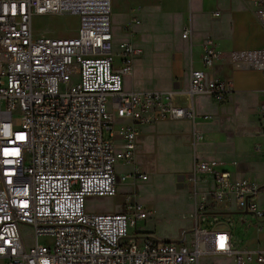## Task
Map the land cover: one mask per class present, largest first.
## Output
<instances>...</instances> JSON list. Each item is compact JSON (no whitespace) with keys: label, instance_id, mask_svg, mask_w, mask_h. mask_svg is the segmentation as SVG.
I'll return each instance as SVG.
<instances>
[{"label":"built area","instance_id":"obj_1","mask_svg":"<svg viewBox=\"0 0 264 264\" xmlns=\"http://www.w3.org/2000/svg\"><path fill=\"white\" fill-rule=\"evenodd\" d=\"M256 4L264 27V0ZM42 16L77 17L78 32L38 35L33 21ZM129 29L116 62L111 0H0V264H201L212 256L264 264V251L238 248L230 230L209 222L235 207L261 226L264 186L215 164L196 159L183 181L193 199L190 244L159 241L150 233L131 240L129 227L153 213L132 193L123 212L86 211L88 198L117 196V160L132 167L124 181L148 180L134 167L141 127L191 121L200 143L195 98L223 104L231 93L228 82L212 76L223 55L211 39L202 43V67L191 69L187 89L125 91L124 78L133 76L143 53ZM190 35L185 28L182 38ZM228 61L264 74V48L233 51ZM259 112L264 130V102ZM23 225L32 231L30 244L21 235ZM43 237L49 245L39 242Z\"/></svg>","mask_w":264,"mask_h":264},{"label":"rangeland","instance_id":"obj_2","mask_svg":"<svg viewBox=\"0 0 264 264\" xmlns=\"http://www.w3.org/2000/svg\"><path fill=\"white\" fill-rule=\"evenodd\" d=\"M191 2L192 0H111L116 62L117 44L127 39L131 26L136 35L134 46L143 52L134 63V76L124 78L125 91L138 89L130 86L138 83L143 88L138 90L141 92H169V85L183 77L180 51L181 43L187 41L182 38L186 26L180 27V24L186 5L190 9ZM134 20L139 24L132 25ZM33 27L38 35L72 37L78 32L79 19L74 16L35 17ZM77 82L78 76H74L71 84L75 85ZM205 98L206 96L199 97V102L206 107L208 103ZM257 111L252 108L245 112L238 104L230 109L226 103L210 101L209 108L197 112L196 128L204 135L200 143L193 139L191 121L169 120L150 124L148 128L141 130L134 161V167L147 176L148 180L134 182V185L132 180L124 181L122 178L132 171V167L117 160V196L88 198L86 211L91 214L123 212L122 204L126 195L132 193L135 194V200L153 213L146 222L139 221L136 227H129L131 240H136L142 233H150L159 241L190 244L194 231L193 199L190 189L183 185V181L196 159L227 169L234 164L238 177L253 179L258 185L264 184L263 153H257V146L264 143V130L260 124V112ZM121 124L123 123H117L116 126ZM203 125L209 126L202 128ZM207 127H217L224 136L212 147L209 146L212 135ZM105 138L109 139L108 132H105ZM115 142L120 143L119 132L115 134ZM229 209L231 214L220 213L209 222L228 227L234 234L237 247L242 249V230L252 217L236 214L239 211L235 207ZM255 226L257 227L256 224ZM21 235L28 244L32 242L30 227L23 225ZM39 242L50 244L44 237ZM201 264L236 263L212 256L203 258Z\"/></svg>","mask_w":264,"mask_h":264},{"label":"crops","instance_id":"obj_3","mask_svg":"<svg viewBox=\"0 0 264 264\" xmlns=\"http://www.w3.org/2000/svg\"><path fill=\"white\" fill-rule=\"evenodd\" d=\"M257 10L256 0H192L190 9H187L186 5L185 14L182 18L180 17V27L190 28L191 35L190 39H184L187 42L183 41L181 43L182 67L181 69L178 67V69L184 71V75L180 80L170 84L169 90L177 91L189 87L191 69H201L202 67V43L205 39H211L217 50L223 55V59L215 64L211 73L213 77L229 83L231 93L225 102L228 108L231 109L238 104L245 112L252 108L260 111V107L264 102V74L256 70L235 69L228 61V56L233 51L264 48V27L258 20ZM113 36L115 42V35L113 34ZM130 86L138 88L133 89V91L143 89L138 83H133ZM205 100L208 103L206 107L202 102H199V97L195 98L196 112L198 110L202 112L209 108L212 99L206 96ZM205 126L209 125H203L202 128H206ZM146 127L149 126L141 127L140 133ZM207 128L212 135L210 147L224 138L217 127ZM260 146L264 148V143ZM259 152L261 151H257V153ZM261 153H263L264 159V152ZM228 169L235 172L236 167L231 164ZM260 186H264V184ZM245 224L242 230L244 248L264 251V223L261 225L262 229H260V225L252 217L251 221L249 220V223ZM221 227L230 230L223 225Z\"/></svg>","mask_w":264,"mask_h":264},{"label":"bare ground","instance_id":"obj_4","mask_svg":"<svg viewBox=\"0 0 264 264\" xmlns=\"http://www.w3.org/2000/svg\"><path fill=\"white\" fill-rule=\"evenodd\" d=\"M126 185H128V184H126ZM130 185H132V184H130Z\"/></svg>","mask_w":264,"mask_h":264}]
</instances>
